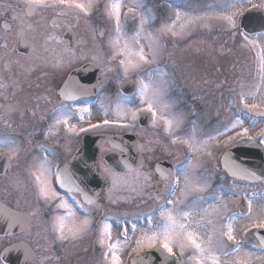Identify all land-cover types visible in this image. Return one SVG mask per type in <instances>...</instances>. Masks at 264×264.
<instances>
[{
	"label": "flooded vegetation",
	"instance_id": "1",
	"mask_svg": "<svg viewBox=\"0 0 264 264\" xmlns=\"http://www.w3.org/2000/svg\"><path fill=\"white\" fill-rule=\"evenodd\" d=\"M122 1L124 4V0ZM128 3L129 0H126L124 5L126 6ZM134 4L136 8H134L133 12H137L141 16L144 12H147L150 16H154L155 20H158L159 28L166 24L171 26L174 21L172 14L174 4L172 2L164 3L162 0H134ZM103 6L102 8L98 7V10H94L91 17L81 16L80 18H77L72 13L67 16H60L56 11L51 9L38 10L29 15L25 12L24 8L21 29H24L25 38L33 44V49L26 55L14 51L12 52V56H9L10 58L6 60L8 66L6 70L7 74L10 75L12 80L22 81L21 85L23 86V90L21 92L24 94L19 98H24L29 102V94L31 93H35L37 99L39 98L38 104L29 103V105H26L25 102L24 104H19V106L8 107L7 110L9 112H12L13 108L16 110L17 114H19L17 118L21 117L19 123L22 122L21 119L23 117H28V115L32 114V127L43 125L44 132L48 136L43 140L44 152L40 153L39 156H44L47 160H52V168L56 171L62 167H65L67 173L73 170V168L69 170L66 163L71 160L75 151L80 146L83 133L94 132L98 128L93 127L94 125H98V122L97 120H92L94 117L91 116L93 112V115L97 113L94 110L97 103L83 106L75 102H67L60 97L59 90L70 72L90 62L97 63L98 49L108 48L110 40L109 34L113 31V21L102 15ZM249 7L260 6L249 5ZM128 13V8L121 10V21L123 20L122 17L130 16ZM147 13H144V16ZM240 15L238 16L237 34L242 32L241 28H239ZM97 30L103 31L104 35L102 37L98 36L96 34ZM138 30L140 31L141 28ZM220 32L221 30H218V33ZM210 35L211 33L204 34L203 36H197V38ZM50 36L56 38L54 43L59 45V49L56 48L55 50L58 57H55L53 60L50 55L45 56L46 50H44L43 43V40ZM253 36L255 34L251 35V37ZM171 37L172 35L168 33L165 35V40H170ZM190 39L193 38L184 37L182 40H177L173 44L168 45L166 43L164 56L160 59H155V65L159 66L158 73L162 70L164 76L167 75L169 73V67L174 62L176 63L179 59H184L179 57V50L184 48H187V51L189 49L191 50L192 44L190 45ZM47 42L51 43L48 39ZM240 44L241 42L237 39L232 43L234 48L232 46L224 48V55L218 58V60L221 59L223 64L226 58L236 62ZM253 48L254 50L252 52L254 53L257 47ZM214 54L219 55V53ZM226 54L228 55L227 57H225ZM106 59L110 60L111 57H106ZM258 59L259 57L256 58V61ZM256 65V62H250V68L248 70L255 69ZM162 66H164V69H161ZM238 68L234 70L238 72ZM215 70L217 71V69ZM241 75L237 76L238 78L236 80H229L228 83L224 78L218 77L216 79V83L219 85L217 96L223 97L225 92L230 91L231 85L241 80ZM177 85L179 86L178 88H171L167 91L168 96L165 99V103L169 105L168 114L179 118L181 121L179 124L174 123L173 130L177 129V133L182 134V139H188L190 136V130L188 131V129H191L193 126V113L202 112V115L208 113L203 108L204 99L193 98L192 90L187 89V84H179L177 81ZM58 103L59 107H62V110L56 114ZM219 104L220 106L218 108L220 110L224 109L222 108V100H220ZM62 111L70 114L71 118L69 122H75V131L73 133L64 134L63 127L66 125L56 123V118ZM250 114H252V119H254L253 116L258 115L256 113ZM240 116L241 114H239L238 107L236 106L234 117L236 119ZM225 117L228 116L224 114L222 117H219V120L224 121ZM255 121L257 122V120ZM150 124H152L151 121L148 125L150 126ZM147 126L141 128L145 129ZM180 127L182 128L179 130ZM219 128L222 131L225 129L223 127ZM254 128L257 130L255 134L244 139L250 138L261 144L260 140L262 134H264V123H255ZM82 129H85V131L82 132ZM158 130L162 131L163 127L161 126ZM183 135H185L184 138L182 137ZM34 140L33 133L30 132L26 138V150L14 156L10 154L11 161H9V170L6 173L0 174V201L9 207L27 214V223L24 230L7 235H0V264H9L1 258V252L6 246L16 242H24L30 248L32 260L29 264H106L103 255L106 248L99 243L105 224H111L112 226L113 242L121 235V224L129 227L128 244L124 245V250L122 248L120 251V258L123 264H130V259L135 255H142L147 250L160 247L159 245L156 247L145 246L139 251H134L133 249L137 247L136 241L140 239L141 234L139 231L133 232L131 230V224L135 223L137 229L147 230L148 225L145 214L152 213V210L157 208L158 204L164 203L162 198L157 201L153 197L156 196L157 190L165 192V185L171 183V180L165 179V177L170 172H175L178 169L177 166L183 158L182 152H177L173 155L171 149L161 146L163 143H160L161 145L159 144V148H152L148 145L146 147V139L144 142L142 138L137 136V147L139 153L144 158V166L135 170L118 172L107 163L104 155L111 151L121 154L123 151L117 150L111 147L110 143L105 142L100 145V167L107 175L109 185L105 187L99 196L93 197L94 199L89 202L84 200L82 194L78 191L79 185H73V187L71 185L73 181H76V176L66 178L63 181L62 189L59 188L54 177V172L56 171H54L53 175L51 176L50 174L48 177L51 182L52 192L55 194H50L49 199L45 200L40 195L38 196L37 186L33 184L26 170L28 163L32 164L31 160H34L31 154ZM160 161H168L171 164V171L169 173L167 167L163 164L158 169L156 168V164ZM104 166L107 169H104ZM17 167L18 169L16 170ZM113 173L118 177L115 184L113 183ZM136 174L141 176L137 181L139 184H131L130 181L136 182ZM145 176L148 177L147 182H145ZM180 199L177 195V200ZM62 202H66L67 207H60ZM238 206L235 207L236 210ZM178 207L186 210L184 203L179 204ZM34 211H37L40 215L37 216ZM70 211L75 215H70ZM232 213L235 214V210ZM61 216L65 217L64 222L67 227H72L74 223H80L81 221H78V219H90V230L76 240L64 242L56 240V233L53 231V226L57 222V217ZM157 219L158 216H154L153 223H156ZM20 220L22 221V219ZM248 231L250 235L252 234V238L256 240V230L250 228ZM121 243L123 244V241ZM254 244L256 246L255 248L260 250L257 240ZM174 251L176 252V256L180 258L181 254L179 249L174 248ZM185 252L189 254L190 249H185ZM125 255L127 258L124 262Z\"/></svg>",
	"mask_w": 264,
	"mask_h": 264
},
{
	"label": "rangeland",
	"instance_id": "2",
	"mask_svg": "<svg viewBox=\"0 0 264 264\" xmlns=\"http://www.w3.org/2000/svg\"><path fill=\"white\" fill-rule=\"evenodd\" d=\"M112 0H98V7L102 8V5L109 4ZM236 2V0H191L188 4L186 1L184 3V7L181 9H176L181 13V18L176 21L175 11L172 12L173 20L176 21L174 30L180 32V35L172 36L170 40H165L166 34H160L158 32L159 23L158 20H155L154 16H150L149 13L144 16V24L143 28L140 30V37L141 41L136 46L137 48L142 46L145 49V52H150L151 49L149 44L151 43L158 49V56L156 59H160L164 56V47L166 43L173 44L177 42V40H182L184 37H194L190 39V45L192 46L191 50H186L184 48L179 50V57L184 59L178 60L176 63L174 62L169 68V73L167 75H161L162 70L160 73L157 74L155 68V60L150 64H143L139 69L135 71H129L128 75L125 76L123 73V69L119 66L118 61L122 57H117L115 60H107L106 57H110L111 49H98V63L103 68L104 78L107 87L111 88L109 91L102 93L101 98L95 105V111L91 114L92 120L103 121L105 119H116L114 121L120 122L122 124L114 125V127H103L100 128L102 131H133L136 135L145 142L146 139V147H160V143H163L161 146L163 148H169L174 153L182 152V160L184 164H186L189 160H192L195 167L192 169V174L198 177L201 181H206L209 185V188L206 192L201 193L206 197L211 196L214 193L223 192L224 193V200L227 203V209L223 212V216L227 217L231 215V213L235 210V214L239 215L237 210L235 209L238 205H244L247 208V201L245 200V194L251 195L252 192H264V180L255 185L245 184L243 182H237L234 179L227 178V176L220 170L219 167V157L224 150V148L230 146L235 141L250 137L255 134L257 131L255 125H251L252 121V114H249L247 110L243 108V104L241 103V92H244L247 97V103H261L264 101V85H261L260 75V62L259 59L256 61V58L259 57L260 48H264V41H259V48H257L256 52H252L254 50L253 45L249 44L245 46V42L243 41V34H237L236 31L238 30V16L242 13L247 7L250 6H260L264 9V0H238L239 4L242 5L238 9H228V5ZM182 4V3H181ZM165 8V7H164ZM19 14L22 17L24 14V2L23 0H0V84L5 85V87H0V142L4 140H14L16 143V151H10L9 148H0V151L7 150L13 156L17 153L24 152L26 150L25 144L22 142H26L27 135L32 132L35 140L32 144V151L31 154L34 160H31L32 164L28 163V167L26 170L29 174V178L34 182L33 176L31 175L32 172L38 173V165L35 164L36 161L43 163L47 161L44 165L45 168L50 169L46 175H53L54 168L53 162L50 159L44 158V156H39L40 153H43V140L47 138V134L44 132L43 125H38L32 127L31 125V115L28 117H23L21 120L22 122L19 123L21 117L16 118L19 114H17L16 110L13 108L12 112L5 111L6 107L4 104L10 106L11 108L14 106H19V104L29 105V103L38 104L39 98L37 99L35 93L29 94V102L26 101L24 98H19L20 93L23 95L24 93L19 91L16 93L17 88L15 87L12 92L8 91V79L9 76H4V61L8 58V55L16 48V35L18 31L22 28V20L13 19V14ZM233 19L235 21V27H231L228 25L226 21L220 20L217 18L218 15H231L233 14ZM128 15H132L135 17L134 20H129L127 16L123 18L122 22V31L123 33L129 36L134 31L140 28V20L141 15L137 12L128 13ZM168 16H170L168 14ZM186 16L198 17L203 16L205 17L203 20L197 21L196 23L192 24L190 28L186 30L181 29V25L186 23ZM8 23L9 28L5 29L4 24ZM211 30L213 31L211 33ZM218 30H221L218 33ZM210 36H204L200 38H196L197 36H203L204 34H210ZM215 35V36H214ZM250 37V36H249ZM252 38V37H250ZM50 41L51 43L47 42ZM43 40L44 43V50H46L45 56L50 55L52 60L55 57H58V54L55 53L56 48L59 49V45L54 43L53 36H50ZM239 40L241 42L239 55L236 58V62L233 60H229L226 58L224 64L221 62V58L223 54V49L229 46H232L234 41ZM123 45V43H121ZM216 46V47H214ZM218 46V48H217ZM259 49V50H258ZM193 52V53H192ZM191 53V54H185ZM214 53H219L216 55ZM204 54V55H203ZM228 55L226 54L225 57ZM205 57V59H204ZM151 59V57H149ZM256 62L257 65L255 69L248 70L250 68V62ZM237 70H234L235 68ZM164 69V66L161 67ZM217 69V71L215 70ZM247 70V71H246ZM218 73V74H217ZM236 73V75H235ZM241 75V80L236 82L235 84L231 85V90L225 92L223 97L217 96V90L219 85L216 83V79L224 78L227 83L229 80H236ZM25 79V78H24ZM124 79H132L137 83V94L133 98V100H129L127 104L123 103V97H121L120 93L118 92V85ZM143 79L144 83L148 84L149 87V94L153 88L163 89L162 92V100L165 103V99L167 98L168 94L167 91L171 88H178L177 81L180 83L187 84V89L192 90L193 98L196 99H204L203 108L204 111L208 114L202 115V112L193 113V126L189 133L195 141V146L200 148L201 150L194 151L193 149H188V146L182 142H178L173 144L171 142L173 137H170L167 132L158 130L161 126L154 127L152 124L148 125L145 129L141 128L137 125V122L131 119V112L135 111L137 107L143 108L146 105H141L139 103V89L141 87L140 80ZM15 83V81H14ZM20 83V82H19ZM261 85L259 91L256 90V86ZM229 89L228 87H226ZM110 92H113L112 95H108ZM117 92V93H116ZM255 94L253 97L252 94ZM107 95V96H106ZM3 96H7L5 99ZM3 100H2V99ZM11 98H15L14 101ZM175 99V98H173ZM222 100L224 109L220 110L218 107L220 106L219 102ZM106 101V103H104ZM173 104V102H172ZM238 107V112L241 114V119L243 120L242 125H238L235 128L232 127V124L235 121V107ZM264 107V104H262ZM89 109V108H88ZM62 110V107H59L58 103V110L56 114ZM224 110V112H223ZM80 111V110H79ZM197 111V110H196ZM219 111L220 114H219ZM259 111V110H258ZM138 113V112H137ZM226 114L228 117H225V120H219L220 116L222 117ZM170 115V114H169ZM256 123L261 124L264 123V118H261L259 115L253 116ZM14 123V121H16ZM89 122V121H88ZM127 123L128 125H126ZM222 123V124H219ZM70 125L74 126L75 122H69ZM130 125V126H129ZM179 127V126H177ZM219 127H223L225 129L220 130ZM64 134H70L73 132L68 131V126H64ZM182 127L179 128V130ZM248 129V135H243V129ZM174 129V128H173ZM160 131V132H159ZM174 136L181 137L182 134L177 133L176 130H172ZM223 133V135H221ZM187 135V134H186ZM183 138L185 135L182 136ZM188 137V138H189ZM186 139V138H185ZM207 142L206 144L204 142ZM160 144V145H159ZM161 150L164 151V149ZM190 151V155L188 154ZM186 155V156H185ZM31 158V159H33ZM51 161V162H50ZM180 164V163H179ZM184 164H180L178 168H182ZM104 169H107L105 166ZM18 167L16 168V170ZM24 170V168H23ZM141 176L136 174L135 181H130L131 184H139L137 182ZM181 188H183V182L181 181ZM235 192V195L232 193ZM178 197L179 193H177ZM195 194L190 195L187 200L184 201L185 204L189 203ZM39 196V194H38ZM35 200V198H34ZM212 201L209 200L208 203ZM205 207L207 204L204 205ZM259 207L260 202L254 200L253 201V211L254 215L259 218ZM232 210V211H231ZM34 213L38 216L40 215L37 211ZM233 214V213H232ZM196 219H199L197 217ZM84 219H78V221H83ZM248 226V227H246ZM235 228V235L236 239L240 240L244 246L245 251H253L259 252L258 248H255L256 240L252 238V234L250 235L248 229H250V222L244 219L236 220L234 222ZM212 225L205 222L199 229V235L207 240L211 232ZM218 235L213 237L214 240L218 239ZM227 245V250L231 251L233 247L232 241L225 240ZM123 248V247H122ZM179 249L178 246L174 247ZM124 250V248H123ZM180 252V251H179ZM184 252L183 255L180 257L181 264H196L195 260L190 259L192 254V250L190 249V253L186 254ZM126 255L124 256V262L126 259ZM122 262V260H121ZM123 264V262H122ZM211 264V261H209ZM221 264H224V258L221 257ZM254 264H264V260H256Z\"/></svg>",
	"mask_w": 264,
	"mask_h": 264
},
{
	"label": "snow or ice",
	"instance_id": "3",
	"mask_svg": "<svg viewBox=\"0 0 264 264\" xmlns=\"http://www.w3.org/2000/svg\"><path fill=\"white\" fill-rule=\"evenodd\" d=\"M24 7L27 9V14L31 15L38 10H54L60 16H67L70 13L75 14L77 18L81 16L91 17L94 10H98V0H23ZM250 2V0H249ZM142 6V5H140ZM242 5L239 4L238 0L236 2L229 4L228 9H238ZM125 7L122 0H112L109 4L103 6L104 17L113 21V32L115 33V38L109 40V48L112 50L110 53L111 59L115 60L117 57H122L119 59L118 64L123 69L125 76L128 75L129 71H135L139 69L143 64L152 63L159 52L158 49L149 44L151 49L150 52H145L144 47H136L139 44L140 31H134L130 36L124 39L123 45H121V38L124 36L122 31L121 22V10ZM129 13L134 11L133 8H128ZM218 15L217 18L226 21L229 26L235 27V21L233 15ZM176 21L181 18V13L175 11ZM205 17L198 16H186V23L181 25L182 30L190 28V26L197 21L203 20ZM14 20L20 19L22 17L17 14L13 16ZM176 21H173L172 25H164L158 32L160 34L170 33L172 36L180 35V32L174 30ZM144 17L141 16L140 28H143ZM10 26L8 23L4 24V28L8 29ZM96 34L98 36H103L104 32L97 30ZM243 41L245 46L251 44L259 48V41H264V33H256L255 36L250 38L248 34H243ZM151 57V59L149 58ZM260 62V81L261 85H264V48H260L259 54ZM164 75V73H161ZM139 89V103L141 105H146V107H137L135 111L131 112V119L135 121L137 119V112L144 111L150 114L151 123L154 127L162 126L164 131L173 137L171 142L173 144L182 142L188 146L189 149L194 151L201 150L195 146V141L192 137L188 139H182L179 136H174L173 125L174 123L179 124L181 121L175 116L168 114L169 105L164 103L162 100V90L159 88H153L151 94H149V85L144 83V80H140ZM256 86V90L259 91L260 86ZM0 87H5V85L0 84ZM241 103L243 108L249 113H256L261 118H264V101L261 103H247V97L244 92H241ZM253 97L255 94H252ZM123 103H128V98H123ZM259 110V111H258ZM71 116L68 112H61V114L56 118L57 124H65L68 126L69 132H74V126L69 124ZM82 119V117H81ZM112 121L105 119L104 124L109 125ZM253 125L256 121L253 120ZM243 120L237 117L232 124L235 128L238 125H242ZM99 125H94L93 127H98ZM130 126V125H129ZM83 131V129H82ZM223 135V133H221ZM243 135H248V129H243ZM207 143L206 141L204 142ZM261 144H264V134L261 136ZM9 148L10 151H16V143L14 140H4L0 142V148ZM143 147V146H139ZM11 161V157H8ZM36 161L35 164L38 165V173L32 172L34 184L37 186L38 194L45 200H48L50 194L54 195L51 189V182L46 175L50 169L45 168V164ZM195 167L192 160H189L182 168H178L175 172H170L165 179L171 180L170 184L165 185V192L157 190V194L153 199L159 201L161 198L164 203L158 204L157 208L152 210V213L145 214V219L147 221V230L137 229L135 223L131 224V230L133 232H140V239L136 241L137 247L133 249L134 251H139L143 247H156L160 246L162 253H167L168 256L175 257L176 252L174 247L178 246L180 254L183 255L185 249H191L192 254L190 259L195 260L196 264H221V257L224 258V264H254L256 260H264V192H252L251 195L245 194V200L247 201V208L239 215L231 214L227 217L223 216V212L227 209V203L224 200V193L218 192L214 193L209 197L201 195L208 190L209 185L206 181H201L198 177L192 174V169ZM239 171H247L244 169H239ZM238 174L237 172L233 173ZM253 178L256 174L249 173ZM113 183L115 184L118 177L115 173L112 174ZM145 182H147L148 177H144ZM181 181L183 182V188H181ZM61 186L63 182L61 181ZM166 193V194H165ZM177 193H179L180 200H177ZM193 198L184 208L186 210L180 209L179 204L184 203L187 198L192 195ZM236 193L233 192L232 195ZM211 200V203L208 201ZM259 201V218L254 215L253 211V201ZM207 204L205 207L204 205ZM60 207H67L66 202H62ZM70 215H75L70 211ZM154 216H158L156 223H153ZM199 217V219H196ZM237 219H244L250 222V228L256 230V234L260 239V251H245L243 244L236 239L234 222ZM65 217H57V222L53 226V231L56 233L55 239L61 242L68 240H76L85 235L91 226L90 219H84L78 224H73L72 227H67L65 224ZM212 225V235L208 237L207 240L203 239L198 232V229L205 223ZM248 227V226H246ZM121 235L119 238L113 242L112 239V226L111 224H105L101 232V237L99 243L106 248L103 253L106 264H122L120 258V251L124 245L128 244V234L129 227L121 224ZM218 235V239L214 240L213 237ZM225 240L232 241L233 247L231 251L227 250V245ZM123 241V244L121 243ZM139 264V262H137ZM179 264V261H176Z\"/></svg>",
	"mask_w": 264,
	"mask_h": 264
},
{
	"label": "water",
	"instance_id": "4",
	"mask_svg": "<svg viewBox=\"0 0 264 264\" xmlns=\"http://www.w3.org/2000/svg\"><path fill=\"white\" fill-rule=\"evenodd\" d=\"M246 32L248 33H255L264 30V11L261 9H252L248 10L242 15L241 25H240ZM18 49L23 52L28 51V45L26 42L19 40ZM77 73L76 78H80L79 74L81 72L74 71L70 77L75 76ZM93 75V74H92ZM96 79H93L91 87H89V95H82L77 94V98L79 99H90L91 95L94 94V91L97 86H99L102 82V77L100 74L99 68H97V72L95 74ZM94 77V78H95ZM75 78V79H76ZM74 79V80H75ZM69 83L67 82L66 85L64 84L63 88L67 90V86ZM136 89V84L133 81H124L121 86L120 90L125 94H130ZM62 96L65 98L69 97L67 94L63 93ZM72 97V96H71ZM69 97V98H71ZM139 121L141 125H145L150 120V115L147 112H141ZM94 139V140H93ZM91 140H93L91 142ZM109 141L113 147H118L121 149L123 148V143L129 145V149H127L128 155L127 156H116L113 153H109L106 155L107 161L118 171H127L132 170L134 168L142 166L141 159H138L135 163L131 160L132 153L135 149V136L132 133H125L121 135H108L99 133L92 136H85L83 140L81 148L76 153L74 159H78L83 156L86 159H92V165L95 170L98 168V173L96 174H88L82 171L79 178L81 179L80 183V191L82 193L83 198L86 201H90L94 199L93 197L99 196L103 188L102 186L105 184L104 178L101 176L98 166V150L97 147L101 142ZM133 141V142H132ZM95 143V150L91 151L88 149L91 143ZM131 143V144H130ZM133 151H132V150ZM133 159V158H132ZM221 167L228 173L229 176L236 177L238 179L247 180L249 182L257 183L264 178V151L262 147L252 140H245L236 143L235 145L229 147L221 156L220 159ZM84 169V168H83ZM239 169H244L247 171H239ZM237 172L238 174L234 175L233 173ZM255 173L256 177L259 179L253 178L249 173ZM60 173V178L62 176ZM103 181V182H102ZM73 184V183H72ZM103 184L101 187H96V185ZM240 211L243 212L244 208L240 207ZM2 212V213H1ZM7 214H12L10 209L6 212L3 211V205L0 204V217L7 216ZM256 234V232H255ZM256 238L260 243V239L256 234ZM10 250L5 252V255ZM8 256V255H7ZM5 260L11 264H27L28 262H14L10 260V258L6 257ZM177 258L169 257L165 253H160V249L147 251L144 255L136 256L133 258L132 264H176Z\"/></svg>",
	"mask_w": 264,
	"mask_h": 264
}]
</instances>
